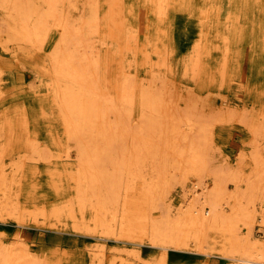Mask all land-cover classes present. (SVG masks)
I'll list each match as a JSON object with an SVG mask.
<instances>
[{"label": "rangeland", "instance_id": "obj_1", "mask_svg": "<svg viewBox=\"0 0 264 264\" xmlns=\"http://www.w3.org/2000/svg\"><path fill=\"white\" fill-rule=\"evenodd\" d=\"M95 3L97 7L94 6ZM160 3L156 6L155 0H71L68 15L77 17L79 14L95 11L94 7L96 8L99 22L97 30L103 38L100 40L105 43L99 41L96 45L102 62L106 63L105 83L115 102L119 101V97L112 86H115V81L120 82L124 77L122 65L126 69L130 65L131 73L136 74L144 84L151 76H156L157 82L158 78L164 80V85L161 86L164 94L160 104L163 109L160 110V117L168 135L166 133L160 139L156 138L160 150L165 143L166 147L163 148L168 149L169 144L181 138L180 133H192L195 120L204 124L210 122L208 132L211 133V146L208 162L234 169L242 177L239 184L245 186V180L253 178L255 174L252 151L264 153V0H161ZM67 7L65 4V9ZM5 15L0 2V127L3 126L0 130V168L4 170L0 171V176L6 184L1 185L0 193L11 192L12 196L18 194L20 211H13L12 216L8 215L10 217L6 221L0 222L1 246L16 245L20 241L21 249L26 246L40 258L39 264H99L98 259H93L91 249L95 243H104L103 264H111L112 260L113 264H149L160 249L151 246L147 236L142 234L143 228L135 226L133 222L129 224L126 223L128 220L120 221L119 225L137 229L133 228L134 234H137L133 239L138 241H134L135 243L129 242L126 237L120 240H114L113 237L98 240L93 234L70 228V219L67 217L70 205L67 204L75 193L73 185L78 168V157L75 158L77 150L75 144L67 140L60 118L48 113L47 100H43V110L39 105V96H36L35 90H40L42 97L46 88L39 50L11 37L7 38L6 29L1 24ZM93 27L87 26L86 29L95 33ZM143 48L147 49L146 52H142ZM29 52H35L37 57L33 58ZM139 102L136 96L133 104L135 108L132 107L135 120L142 108ZM239 118L259 126L258 132L255 133L239 122ZM52 129L56 134L55 138ZM31 141L41 148L45 145L46 151L42 149L46 157L44 160L36 159L41 152H33ZM148 164L140 163V166H144L140 169L134 165L135 171L125 177L123 183L126 184L120 189L121 198L118 200L119 217L122 209L134 208V204L121 205V201L126 198L139 199L135 206L141 212L159 215L160 212L150 209L143 198L144 185L154 174L153 166L151 167L153 162ZM184 168L187 173L184 170L185 173L182 174V169L177 173L170 165L166 175L171 178V185L160 188L165 190L162 203H171L175 211L183 202L184 186L194 189L192 183L196 184L198 181H203L208 188L214 184L211 174L194 175L187 167ZM262 169L264 170V166ZM181 180L183 184L180 183ZM234 187L235 183L227 180L225 190L218 195L220 201ZM200 188L197 185L195 189L200 191ZM228 204L222 203V206L230 213ZM55 205H60V213L58 216H50ZM14 215L18 218H14ZM76 215L80 217L77 210ZM85 219L93 227L88 210L85 212ZM41 221H46L48 225H38ZM49 223H56L58 228L49 226ZM114 247H120L121 254H117L119 251H114ZM125 248H140L141 258L128 256L123 250ZM209 250L212 253L206 257L195 253L191 248L168 249L166 262L227 264L228 260L221 257L216 248Z\"/></svg>", "mask_w": 264, "mask_h": 264}, {"label": "bare ground", "instance_id": "obj_2", "mask_svg": "<svg viewBox=\"0 0 264 264\" xmlns=\"http://www.w3.org/2000/svg\"><path fill=\"white\" fill-rule=\"evenodd\" d=\"M155 1L156 6L161 2V0ZM0 2L3 13L6 14L2 18L1 24L6 29L7 38L11 37V39L31 47L35 46L39 50L38 55L42 60L46 86L42 97L41 91L35 90L36 96H39L38 102L41 109L43 110L42 103L46 99L47 108L50 110L48 113L56 114L60 118L67 140H71L77 150L75 158L78 157V168L73 185L75 193L68 204L66 203L71 207H69L67 216L70 219V228L85 234H93L98 240L107 237L120 240L126 237V240L135 243L138 241L133 239V236L137 235L134 234V229H137L135 227L128 229L129 226L126 228L124 224L119 225L120 221L128 220L126 223L129 222V224L133 222L135 226L143 228V233H141L147 236L148 243L160 249L149 264H167L168 249L189 250V248L206 257L212 253L209 249L216 248L217 253L228 260L227 264H264V238L258 235L253 227L257 215L264 212V184H261L264 183V170L262 169L264 153L262 154L258 150L252 151L251 157L255 164V174L252 176L253 178L245 180V186H241L239 181L242 177L240 178L234 169L227 165L220 166L208 162L211 146V133L208 132L210 122L204 124V122H199L200 120H195L192 133H180L179 137L181 138L169 144L168 149L165 148L166 150L163 148L166 145L164 142L165 145L160 150L158 142L155 141L156 138L160 139L166 133L168 135V132L163 129V119L160 117L162 113L160 110H163L160 104L163 101L162 94H164L161 86L164 85V80L158 78L157 82L156 76H151L144 84L143 81H139L136 74L131 73L130 65L127 69L122 65L121 72L124 77L119 79L120 82L115 81V86H112L119 97V101H117L119 104L115 102L105 83L106 63L102 62L101 53L96 45L99 41L105 44L100 40L103 38L97 30L99 22L94 7L96 3L93 4L95 11L71 17L68 15L71 0H1ZM90 2L87 3L88 6ZM65 4L68 5L67 11ZM86 25L94 26L96 32L88 31ZM132 35L134 36V34ZM22 48L25 47L22 46ZM146 50L143 48L142 52H146ZM30 55L33 58L37 57L35 52H31ZM136 96H138L142 108L135 120L132 107ZM164 109H166L165 106ZM238 120L249 129L254 130L255 133L258 132L259 126L257 128L255 124L242 118ZM176 122L178 121L176 120ZM53 133L55 134L52 129V135L55 138L56 134ZM30 144L33 152L36 154L41 152L36 159L44 160L46 157L42 149L46 151L45 145L41 148L37 146V143L36 145L33 142ZM142 162L146 164L153 162L151 167L153 166L154 173L144 185L143 198L150 209H155L160 213L158 216H153L150 212H141L140 208L137 209L135 206V202H138L139 199L128 200L129 198H126L121 201V205L134 204V208L122 209L119 217L117 214L118 200L121 198L120 189L126 184L123 181L130 172L135 171L134 165L137 169H140L141 166L144 167L140 166ZM155 162L158 164H154ZM170 165L174 172L182 169V174L185 173L184 170L186 171L184 167H187L188 171L194 175L211 174L214 184L208 188L203 181L192 183L195 188L200 185V191L184 186L182 188L183 202L177 206L175 211L171 203H162L165 190H160L161 187L166 188L171 185V178H167L166 175ZM1 170L3 168H0ZM5 179L7 181L6 176ZM227 180L233 181L235 187L228 191L225 198L220 201L218 195L220 196V191L225 190ZM3 181L5 182L0 176V190L1 185H6ZM180 183L183 184L182 180ZM2 192L0 193V222L6 221L10 217L8 215L12 216L13 211H20L19 195L12 196L11 192L10 194ZM222 203H230L228 204L230 213L223 209ZM144 204L146 205V203ZM59 207L60 205H55L50 216H58ZM260 207L261 209H259ZM76 210L79 211L80 217L76 215ZM87 210L91 216L90 222L94 223L93 227L85 219ZM14 218L18 217L14 215ZM37 224L48 225L46 221ZM49 226L57 227L58 225L49 223ZM1 245L2 242H0V264H39L40 262V258L31 253L26 246L21 249L20 241L16 245ZM93 247L91 249L93 259L96 258L99 260V264H103L105 244L95 243ZM119 248L114 247L113 249L118 252ZM139 249L125 248L123 250L130 257L141 258ZM117 254H121V251ZM111 264H113V260Z\"/></svg>", "mask_w": 264, "mask_h": 264}, {"label": "built area", "instance_id": "obj_3", "mask_svg": "<svg viewBox=\"0 0 264 264\" xmlns=\"http://www.w3.org/2000/svg\"><path fill=\"white\" fill-rule=\"evenodd\" d=\"M255 231L264 238V212L263 214L257 215L256 222H255ZM238 264H248V263H238ZM252 264H260V263H252Z\"/></svg>", "mask_w": 264, "mask_h": 264}]
</instances>
